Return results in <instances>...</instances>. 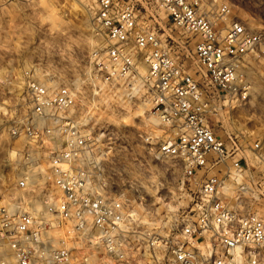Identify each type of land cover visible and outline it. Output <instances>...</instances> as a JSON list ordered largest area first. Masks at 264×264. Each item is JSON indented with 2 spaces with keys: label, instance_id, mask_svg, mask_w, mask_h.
<instances>
[{
  "label": "built area",
  "instance_id": "built-area-1",
  "mask_svg": "<svg viewBox=\"0 0 264 264\" xmlns=\"http://www.w3.org/2000/svg\"><path fill=\"white\" fill-rule=\"evenodd\" d=\"M74 1L104 40L93 54L104 82L139 75V63L145 67L151 109L174 131L156 153L179 159L187 183L197 188L168 227L139 224L134 204L147 212L146 198L110 178L111 155L72 112L73 88L29 78L20 105L17 92L0 100V114L9 116L2 132L20 164L19 187L48 186L45 210L30 196L0 205V264H264V214L249 205L264 200V176L237 156L235 134H228L227 146L215 131L222 111L248 100L242 65L260 35L239 22L220 29L230 12L224 3ZM251 148L257 165L264 164L260 142ZM210 168L218 173H207Z\"/></svg>",
  "mask_w": 264,
  "mask_h": 264
},
{
  "label": "rangeland",
  "instance_id": "rangeland-1",
  "mask_svg": "<svg viewBox=\"0 0 264 264\" xmlns=\"http://www.w3.org/2000/svg\"><path fill=\"white\" fill-rule=\"evenodd\" d=\"M201 1L209 8L228 5L230 12L218 21L220 29L239 22L261 37L260 46L245 57L242 65L243 76L250 85L248 100L222 111L224 117L215 123V131L227 146L228 134H235L237 156L246 158L253 175L264 176V164L257 165L251 148L259 141L260 153H264V0ZM76 2L0 0V100L11 98L9 92H17L20 105L29 78L53 86L68 84L76 94L74 116L100 137L104 150L111 155L107 166L112 181L129 183L146 198L147 212L134 204L139 224L164 229L173 215L191 205L197 183H187L179 159L156 153V145L174 131L151 109L141 68L138 67L139 75L110 83L100 77L97 56L93 54L102 44L93 37L96 31L89 15ZM159 14L166 21V12L160 10ZM101 40L104 42L102 36ZM8 119L0 114V205L30 196L35 207L44 211L43 194L48 186L31 192L16 182L20 164L9 154V142L2 132ZM207 173L218 171L210 168ZM228 184L232 191L234 182L229 180ZM249 203L252 210L264 214V200Z\"/></svg>",
  "mask_w": 264,
  "mask_h": 264
},
{
  "label": "bare ground",
  "instance_id": "bare-ground-1",
  "mask_svg": "<svg viewBox=\"0 0 264 264\" xmlns=\"http://www.w3.org/2000/svg\"><path fill=\"white\" fill-rule=\"evenodd\" d=\"M97 33L95 32V33H93V37H95L96 39H98L99 40V43L100 44H102L103 43V41L101 40V36H99V35H97V37L95 36ZM139 68H141V72H142V74L144 73V69H145V67L143 66V64H139ZM143 79V78H142ZM0 109L1 110H4V107H2V106H0ZM158 119H159V117H157ZM81 122V121H80ZM81 123H83V122H81ZM83 125H85V124H83ZM10 155H13L11 152L9 153ZM253 158H256L257 159V156L255 157H253ZM260 158H261V160L262 161H264V153L262 152L261 154H260ZM144 188H146L145 186H144ZM145 191H146V189H145Z\"/></svg>",
  "mask_w": 264,
  "mask_h": 264
}]
</instances>
